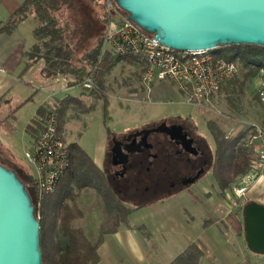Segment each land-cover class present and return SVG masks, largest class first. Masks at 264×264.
<instances>
[{
    "label": "rangeland",
    "instance_id": "374dc122",
    "mask_svg": "<svg viewBox=\"0 0 264 264\" xmlns=\"http://www.w3.org/2000/svg\"><path fill=\"white\" fill-rule=\"evenodd\" d=\"M104 3L105 0H74L71 15H77L79 20L89 23V34L96 32L95 36L93 35L89 39V48L97 43L102 34L103 28L98 20L99 15L103 13ZM119 10L122 15H127L120 8ZM32 23L37 25L36 20L30 22V26ZM42 65V62L40 65L38 64L39 69L37 70H41ZM104 66L105 62L101 65L99 75L103 74ZM139 66H132V64L122 61L108 75H105L106 93L108 95L107 116H105L102 100L82 95L83 92L88 94L90 90L84 89L82 86L67 87L68 78L59 77L57 81H51L44 77L43 73L42 77L30 78L27 72L23 75L20 84L11 90L0 106V164L9 167L8 162H15L17 167H22L21 169L30 174L34 172L32 165L25 156V151L32 141L31 135L25 132V127L31 122L41 105L46 102L53 107L58 106L57 99H62L66 95L82 97L89 105L94 106L90 113L81 114L79 118L69 120L64 125L63 132L69 141L75 140L101 168H105L108 163L110 157L108 149L114 136L120 138L121 135L129 131L149 127L162 119L181 117L195 121L199 130L209 140L213 154L216 153V144L209 132L208 122H217L224 129L226 135H229L228 139L244 133L246 124L249 122L264 126V108L256 98L257 76L248 78L243 87V92L239 94V109L231 111L225 90H220L212 99L211 104L205 107H198L184 102L178 89L169 81L153 83L151 85L153 92L151 96L147 97L143 94L140 85L141 71ZM241 73L240 66V72L236 77L239 80L243 79ZM240 136L243 137L237 145H244L242 141L246 133ZM247 150L251 156L252 168L256 156L252 150L248 148ZM211 168H207L204 175L195 183L184 186L177 184L175 187L165 185L156 196L133 199L120 195L121 200L127 207L141 206L137 209L141 212L130 215V222L140 228L143 226L142 222H148L149 218L146 214L149 211H153L157 216L164 214L184 216L189 202L194 206L188 210H191L192 215L198 217V222L209 219L211 215L201 208L205 201L199 193L202 183L214 182ZM24 170H22L23 173ZM249 171L234 177L230 187L226 190L229 200L220 197L226 211L221 212L222 220L219 221L218 219L221 229H224L228 224L227 219H223L228 210L238 212L242 217L243 209L248 202L262 201L264 203V185L259 186L261 192L254 193L251 191L264 172H261L260 175L250 181L248 190L241 197H238L234 192L241 185L243 177ZM27 182L29 186H32L28 180ZM119 184L120 186L126 185L124 181L119 182ZM215 190L218 189L215 188ZM75 193H77V204L84 214L82 218L75 221V225L81 227L85 235L93 243H96L100 238V227L105 217L103 212L105 201L100 197L98 191L91 187L75 189ZM189 193H193L194 196L187 197ZM186 199H189V202ZM42 204H37V209H41ZM38 217L40 219L41 214ZM141 218H144L143 221ZM141 228L145 230L144 227ZM233 250L239 254L241 262L237 264H264V254L252 251L245 243L243 236L239 237L233 244ZM212 262V264H224L221 259H218V256H214Z\"/></svg>",
    "mask_w": 264,
    "mask_h": 264
},
{
    "label": "trees",
    "instance_id": "16d2710c",
    "mask_svg": "<svg viewBox=\"0 0 264 264\" xmlns=\"http://www.w3.org/2000/svg\"><path fill=\"white\" fill-rule=\"evenodd\" d=\"M73 7L74 0H24L6 22L0 21V33L11 34L23 21L34 17L37 21L34 28L35 43L24 53L27 62L23 71H28L34 64L42 62L44 77L51 81L59 77L68 78L69 87L81 85L91 76L95 85L88 89L90 90L88 94L83 92L82 95L102 100L107 116L108 95L105 75L120 62L135 64L137 59L133 56H119L102 51L103 34L107 24L105 3L98 20L103 28L102 34L92 48H89V39L95 36L96 32L89 34V23L81 19L80 22L77 15H71ZM214 52L241 66L243 79H233L221 89L226 91L231 111L238 110L239 94L243 92L246 81L257 76L259 69L264 67V47L229 44L220 46ZM103 62L105 69L103 74L99 75ZM256 98L258 99L257 94ZM57 104L55 107L48 103L41 105L26 127V132L31 136L36 135V127L41 126L42 120L52 112L56 114L59 130L63 132L64 125L69 120L79 118L81 114H88L94 109L93 105H89L79 96L66 95L62 99H57ZM207 125L216 144L212 172L223 191L230 187L235 176L251 170V156L247 148L244 145H237L243 137L240 135L245 134L247 130L235 138L228 139L226 132L217 122L210 121ZM69 153L71 165L58 188L45 198L41 209L36 208L37 216L41 214L39 220L43 264H99L98 247L104 234L116 231L122 222L127 223L129 215L141 206L127 207L122 203L111 191L103 168L98 167L77 142L70 143ZM8 165L6 168L9 170L14 171L15 168L20 170L24 180L14 172L27 185L34 199L32 175L21 169L22 167H17L15 162H8ZM27 180L32 186H28ZM87 187L97 190L105 201L103 211L105 217L100 227V238L96 243L85 235L81 227L75 225V221L84 216L77 204L75 189ZM227 221L238 235L245 233L243 215L241 217L238 212H231ZM204 256L201 247L192 242L171 264H202Z\"/></svg>",
    "mask_w": 264,
    "mask_h": 264
},
{
    "label": "water",
    "instance_id": "95a60500",
    "mask_svg": "<svg viewBox=\"0 0 264 264\" xmlns=\"http://www.w3.org/2000/svg\"><path fill=\"white\" fill-rule=\"evenodd\" d=\"M129 20L176 51L215 50L222 45L264 47V0H115ZM159 131V129H154ZM152 130H143L144 139ZM112 148L113 163L128 153ZM150 146V145H148ZM122 160H117L118 157ZM203 171L188 180L194 183ZM35 201L17 174L0 164V264H43ZM247 246L264 254V203L243 209Z\"/></svg>",
    "mask_w": 264,
    "mask_h": 264
},
{
    "label": "built area",
    "instance_id": "2783aa9c",
    "mask_svg": "<svg viewBox=\"0 0 264 264\" xmlns=\"http://www.w3.org/2000/svg\"><path fill=\"white\" fill-rule=\"evenodd\" d=\"M105 5L107 24L103 34L102 51L137 59V64L142 67L141 82L147 97L153 92V83L169 81L178 89L184 102L205 107L211 104L223 85L238 76L239 64L219 56L214 50H173L160 42L155 34L145 31L129 20L127 15H122L115 0H105ZM256 79L258 102L264 108V67L259 69ZM94 85L90 76L78 86L92 89ZM36 129L37 134L31 136L32 141L25 151V156L34 170L31 175L37 206L55 192L68 171L71 165V141L59 130L54 112L48 114L42 120V125ZM246 130L242 142L246 148L253 151L256 159L249 173L243 177L241 185L234 190L238 197L245 194L251 180L264 172V126L249 122L246 124ZM261 176L263 177L264 173Z\"/></svg>",
    "mask_w": 264,
    "mask_h": 264
},
{
    "label": "crops",
    "instance_id": "0c3cea01",
    "mask_svg": "<svg viewBox=\"0 0 264 264\" xmlns=\"http://www.w3.org/2000/svg\"><path fill=\"white\" fill-rule=\"evenodd\" d=\"M23 1L0 0V21L6 22ZM35 20L31 16L23 21L13 33H0V106L11 90L20 84L23 75L27 72L30 78L42 77L43 65L41 70H37L41 62L34 64L28 71H23L27 62L24 53L29 51L35 43L34 28L36 25L32 23L30 26L29 24ZM137 65L139 64H132V66ZM139 67L142 71V67ZM140 85L143 94L146 95L141 82V74ZM70 141L76 142L75 140ZM211 174L214 182L202 183L199 193L205 201V205H201V208L211 215L209 219L198 222V217L188 210L192 209L194 204L186 199L189 203L184 216L175 214L157 216L153 211H149L146 214L149 218L148 222H142L141 227L145 228L143 230L129 220L130 215L141 212V210H136L129 215L127 223L122 222L116 231L104 234L98 247L99 264H171L192 242L197 243L205 253L202 264H212L214 256H218L224 264L241 262L239 254L233 250V244L239 237L243 236L245 240V235H238L228 222L224 229L219 227V221L222 220L221 212H226L220 197L229 200L226 194L228 188L222 191L213 175L212 168ZM260 185H264V176L255 183L251 191L261 192ZM193 196V193L187 194L189 198ZM231 212L233 211L228 210L223 219H227ZM143 219L141 218L142 221Z\"/></svg>",
    "mask_w": 264,
    "mask_h": 264
},
{
    "label": "flooded vegetation",
    "instance_id": "af4514ba",
    "mask_svg": "<svg viewBox=\"0 0 264 264\" xmlns=\"http://www.w3.org/2000/svg\"><path fill=\"white\" fill-rule=\"evenodd\" d=\"M159 128V131L154 130ZM143 130H152L147 139H144V133L135 136ZM115 142H119L121 155L120 148L125 154L132 150L126 164L113 163ZM108 152L110 157L103 170L111 191L122 203L120 195L133 199L156 196L165 185H188L189 179L203 171L199 180L207 168L213 167L214 161L212 147L205 134L195 121L181 117L162 119L149 127L129 131L120 138L114 136ZM122 158L120 156L117 160ZM14 171L24 180L19 169ZM121 181L126 185L120 186Z\"/></svg>",
    "mask_w": 264,
    "mask_h": 264
}]
</instances>
